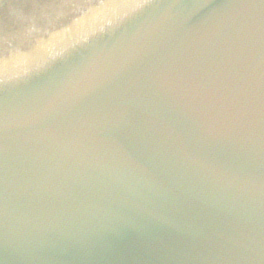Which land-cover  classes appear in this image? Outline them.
<instances>
[{
  "label": "water",
  "instance_id": "1",
  "mask_svg": "<svg viewBox=\"0 0 264 264\" xmlns=\"http://www.w3.org/2000/svg\"><path fill=\"white\" fill-rule=\"evenodd\" d=\"M0 264H264V0H0Z\"/></svg>",
  "mask_w": 264,
  "mask_h": 264
},
{
  "label": "bare ground",
  "instance_id": "2",
  "mask_svg": "<svg viewBox=\"0 0 264 264\" xmlns=\"http://www.w3.org/2000/svg\"><path fill=\"white\" fill-rule=\"evenodd\" d=\"M19 21L23 22L22 18L18 17L13 19V21L11 23H20Z\"/></svg>",
  "mask_w": 264,
  "mask_h": 264
}]
</instances>
